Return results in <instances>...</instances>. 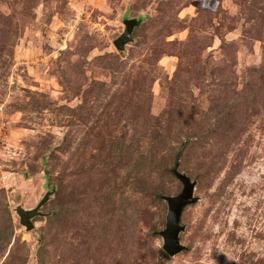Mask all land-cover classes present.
<instances>
[{"label": "rangeland", "instance_id": "rangeland-1", "mask_svg": "<svg viewBox=\"0 0 264 264\" xmlns=\"http://www.w3.org/2000/svg\"><path fill=\"white\" fill-rule=\"evenodd\" d=\"M0 264H264V0H0Z\"/></svg>", "mask_w": 264, "mask_h": 264}, {"label": "water", "instance_id": "water-1", "mask_svg": "<svg viewBox=\"0 0 264 264\" xmlns=\"http://www.w3.org/2000/svg\"><path fill=\"white\" fill-rule=\"evenodd\" d=\"M141 19L125 18L123 20V32L113 41L114 47L123 51L125 46L134 40L132 36L133 29L138 26ZM183 188L181 192L175 196H165L164 200L167 203V214L165 218V227L159 231L162 238V248L169 255L174 256L184 250V245L181 244L179 234L185 229V225L180 223L182 211L185 206L195 203L197 197L194 196L195 182H191L187 176H181ZM53 191H47L43 198L33 208H24L17 205L14 212L19 218V222L26 230L33 228L32 218L41 215L40 207L48 200L49 194Z\"/></svg>", "mask_w": 264, "mask_h": 264}]
</instances>
